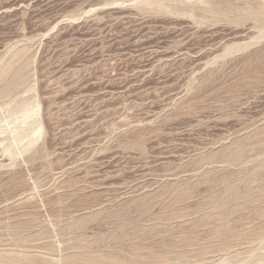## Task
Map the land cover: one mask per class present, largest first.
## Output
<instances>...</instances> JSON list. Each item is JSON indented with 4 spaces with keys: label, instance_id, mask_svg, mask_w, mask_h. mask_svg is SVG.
I'll list each match as a JSON object with an SVG mask.
<instances>
[{
    "label": "rangeland",
    "instance_id": "374dc122",
    "mask_svg": "<svg viewBox=\"0 0 264 264\" xmlns=\"http://www.w3.org/2000/svg\"><path fill=\"white\" fill-rule=\"evenodd\" d=\"M93 255L264 264V0H0V264Z\"/></svg>",
    "mask_w": 264,
    "mask_h": 264
},
{
    "label": "bare ground",
    "instance_id": "6f19581e",
    "mask_svg": "<svg viewBox=\"0 0 264 264\" xmlns=\"http://www.w3.org/2000/svg\"><path fill=\"white\" fill-rule=\"evenodd\" d=\"M148 4L146 3V6H147ZM13 65V64H12ZM16 68V67H15ZM20 68V67H19ZM17 70V69H16ZM7 71H8V67L5 69V70H3V72H2V74L3 75H5L6 73H7ZM14 72V71H13ZM13 72H12V74H13ZM17 73H21V70H20V72H19V70L17 71ZM17 73L15 72V74H16V76H17ZM10 75V74H9ZM13 78H14V76H13ZM16 78V77H15ZM21 78V77H20ZM7 79H9V78H7ZM23 80V79H22ZM7 81V80H6ZM9 81V80H8ZM11 82H13V81H11ZM10 82V83H11ZM9 83V82H8ZM17 83V82H16ZM19 83V82H18ZM3 86H6V85H3ZM7 86H8V88H9V85L7 84ZM11 87V86H10ZM4 88H6V87H4ZM7 88V89H8ZM8 91H9V89H8ZM7 91V92H8ZM18 138V137H17ZM16 138V139H17ZM20 140V139H19ZM18 141V140H17ZM16 142V141H15ZM236 200V199H235ZM222 213V212H221ZM26 257V256H25ZM29 257V256H28ZM156 258V257H155ZM85 261H86V264H122L121 263V261H119V260H117L116 258H112V257H108V256H101V255H93V256H88V257H86L85 258Z\"/></svg>",
    "mask_w": 264,
    "mask_h": 264
}]
</instances>
